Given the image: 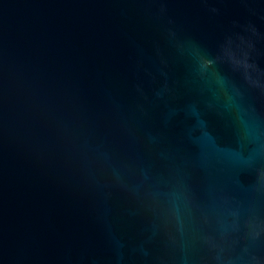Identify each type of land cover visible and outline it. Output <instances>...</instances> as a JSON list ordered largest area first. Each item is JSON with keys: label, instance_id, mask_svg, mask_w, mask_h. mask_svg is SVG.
Segmentation results:
<instances>
[{"label": "water", "instance_id": "95a60500", "mask_svg": "<svg viewBox=\"0 0 264 264\" xmlns=\"http://www.w3.org/2000/svg\"><path fill=\"white\" fill-rule=\"evenodd\" d=\"M0 264H264V0H0Z\"/></svg>", "mask_w": 264, "mask_h": 264}]
</instances>
